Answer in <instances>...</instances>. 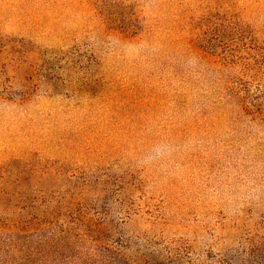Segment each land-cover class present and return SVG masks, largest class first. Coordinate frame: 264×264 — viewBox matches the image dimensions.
I'll list each match as a JSON object with an SVG mask.
<instances>
[{
  "label": "rangeland",
  "instance_id": "374dc122",
  "mask_svg": "<svg viewBox=\"0 0 264 264\" xmlns=\"http://www.w3.org/2000/svg\"><path fill=\"white\" fill-rule=\"evenodd\" d=\"M0 264H264V0H0Z\"/></svg>",
  "mask_w": 264,
  "mask_h": 264
},
{
  "label": "trees",
  "instance_id": "16d2710c",
  "mask_svg": "<svg viewBox=\"0 0 264 264\" xmlns=\"http://www.w3.org/2000/svg\"><path fill=\"white\" fill-rule=\"evenodd\" d=\"M51 235H52V232L49 233V236H51ZM30 237H32V236H27L26 239L28 240ZM45 239L48 240V238H45ZM51 240L54 241L56 244H64V243L70 244L71 243V236H70L68 231L63 232V230H62L59 232V234H56V236L52 237ZM41 243L44 244L45 242L43 241ZM34 248L35 247L31 248V251H33Z\"/></svg>",
  "mask_w": 264,
  "mask_h": 264
}]
</instances>
